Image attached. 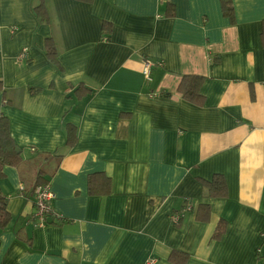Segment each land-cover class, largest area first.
Instances as JSON below:
<instances>
[{
	"label": "crops",
	"instance_id": "1",
	"mask_svg": "<svg viewBox=\"0 0 264 264\" xmlns=\"http://www.w3.org/2000/svg\"><path fill=\"white\" fill-rule=\"evenodd\" d=\"M232 2L234 21L222 0H47L46 24L35 0H0V119L23 159L0 178L12 216L0 264H176L173 252L185 264H264V0ZM191 75L204 77L202 105L178 93ZM81 82L93 93L77 99ZM67 125L77 128L72 147ZM38 153L63 155L53 176L44 172L58 215L44 227L33 218ZM97 173L111 179L106 196L89 194ZM217 174L225 199L202 184ZM186 200L178 228L170 216ZM201 205L208 222L197 219Z\"/></svg>",
	"mask_w": 264,
	"mask_h": 264
},
{
	"label": "trees",
	"instance_id": "2",
	"mask_svg": "<svg viewBox=\"0 0 264 264\" xmlns=\"http://www.w3.org/2000/svg\"><path fill=\"white\" fill-rule=\"evenodd\" d=\"M81 2L91 3L94 0H78ZM224 15L228 17L231 21H234V7L232 0H222ZM171 2L167 3L168 11L171 12ZM32 11L40 23L49 24L50 14L47 7V0H35ZM112 26L110 23H103L104 39L111 40ZM262 40L264 43V33L262 35ZM46 55L50 61L58 67L60 71L63 70L62 65L58 59V51L56 49L55 43L52 39H48L46 43ZM204 82V77L200 76H185L181 80L178 87V93L186 99L187 101L202 105L204 103V97L200 94L202 84ZM77 99H83L90 96L93 91L85 86L84 82L79 85L71 86ZM0 93L6 95V90L0 82ZM165 97H170L169 94H163ZM66 138L67 146L72 147L77 143L78 135L77 128L72 125H67L66 127ZM16 144L10 134L9 121L6 117L0 119V178L3 175L4 169L8 166L10 167H20L23 163L21 155L16 152ZM35 158L41 159L45 162V167L38 173V177L33 188L37 186H49V179L45 177L44 172L49 176H53L62 159L63 155L59 153H38L35 154ZM47 168V170H46ZM203 186L208 191V197L210 199H225L229 196V189L226 179L222 175H215L212 181H202ZM111 179L102 173L92 174L88 178V191L92 196H106L110 193ZM32 188V189H33ZM34 189L32 190V192ZM30 192L29 196L33 193ZM7 197L0 193V230L6 228L10 223L12 216L7 211ZM189 202L186 200L184 203L183 211L175 212L174 214L180 215V221L178 223H173L176 227L180 228L184 221V214L189 211ZM211 207L210 205H201L197 213V219L202 222H208L210 219ZM226 223L221 221L214 238L219 239L226 231ZM188 255L181 252H173L170 256V261L176 264H185L187 262Z\"/></svg>",
	"mask_w": 264,
	"mask_h": 264
},
{
	"label": "built area",
	"instance_id": "3",
	"mask_svg": "<svg viewBox=\"0 0 264 264\" xmlns=\"http://www.w3.org/2000/svg\"><path fill=\"white\" fill-rule=\"evenodd\" d=\"M27 57V50H23L20 55V59H25ZM153 63L150 60H147L144 63L143 73L147 80H150ZM21 191L25 192V186H21ZM34 197H35V207L36 212L33 218H35L36 222L34 225L37 227H44L47 224V220L49 217H54L58 215L54 212L52 206L50 205V201L54 198V194L51 192L48 186H37L34 188ZM170 220L173 223H178L180 221V215L172 214L170 216Z\"/></svg>",
	"mask_w": 264,
	"mask_h": 264
},
{
	"label": "water",
	"instance_id": "4",
	"mask_svg": "<svg viewBox=\"0 0 264 264\" xmlns=\"http://www.w3.org/2000/svg\"><path fill=\"white\" fill-rule=\"evenodd\" d=\"M48 223H51V222H48Z\"/></svg>",
	"mask_w": 264,
	"mask_h": 264
}]
</instances>
